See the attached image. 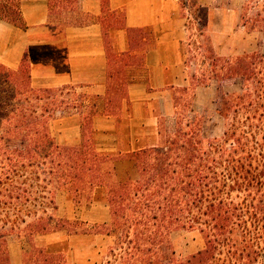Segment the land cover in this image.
<instances>
[{"label":"trees","instance_id":"1","mask_svg":"<svg viewBox=\"0 0 264 264\" xmlns=\"http://www.w3.org/2000/svg\"><path fill=\"white\" fill-rule=\"evenodd\" d=\"M20 1L0 0V20L22 25ZM51 2L55 11L71 0ZM241 26L264 34V0H246ZM214 61L212 79L241 83L219 97L222 135L207 137L202 118L187 115L192 104L181 111L176 105L171 131L160 122L157 144L126 154L137 170L125 181L102 166L110 155L83 142L73 150L57 143L50 127L61 107L52 92L64 90L34 89L27 68L16 73L0 65V264H9L10 236L31 242L67 231L53 195L64 188L80 196L88 187L105 190L113 227L135 233L137 246L120 264H264V53ZM201 79L191 76L194 87ZM81 224H71L72 234ZM176 230L198 232L204 247L178 257L170 242Z\"/></svg>","mask_w":264,"mask_h":264},{"label":"crops","instance_id":"2","mask_svg":"<svg viewBox=\"0 0 264 264\" xmlns=\"http://www.w3.org/2000/svg\"><path fill=\"white\" fill-rule=\"evenodd\" d=\"M181 1L71 0L52 11L51 0H21L22 25L0 20V65L27 68L34 89L74 95L61 122L77 116L79 143L92 125L94 137L113 139L107 154L130 161L128 152L158 143L162 115L169 105L175 114L176 92L189 87Z\"/></svg>","mask_w":264,"mask_h":264},{"label":"rangeland","instance_id":"3","mask_svg":"<svg viewBox=\"0 0 264 264\" xmlns=\"http://www.w3.org/2000/svg\"><path fill=\"white\" fill-rule=\"evenodd\" d=\"M245 2L246 0L181 1L182 12L188 20L190 37L189 44L184 49L187 56L182 72L187 79L191 76H195L196 79L202 78V83L194 87L190 80L185 94L181 90L176 92L175 105L181 111L184 108L183 105L192 104L191 109L194 112L187 115L196 114L201 117L205 135L210 138L220 137L224 130L223 120L217 113L220 95L237 91L241 87L239 81L219 84L217 80L211 78L215 63L214 57L228 59L246 52L264 53V34L259 32L248 34L246 29L240 25ZM203 3H207L213 9V15L208 17L206 9L201 8ZM52 96L58 108H61L53 114L56 120L52 123L50 131L61 147L73 150L80 144L78 142V117L75 116L65 123L61 122V119L65 116L70 117L72 111L69 110L75 105L74 95L70 93L66 95L64 91L52 92ZM171 108V105L167 108L171 115L165 114L162 117L160 115L161 122L165 123L169 131L173 129L176 119ZM87 128L88 133L85 132L86 137L82 139L83 143L92 145L95 151L102 156L110 155L105 165L102 166L112 169L114 165H118V168L112 172L113 179L125 181L129 178H136L137 169L133 159L124 155L126 157L124 159L130 161L118 163L123 156H118L116 153L107 154V151L112 149L113 139L102 135L94 137L92 125L87 124ZM150 139L147 142L156 141L154 137ZM90 164L88 163L89 166L92 165ZM50 188L52 191L53 186ZM58 190L53 195L58 207L55 217L58 220L67 221L68 230L38 236L31 242L27 236H10L9 264H26L28 260L29 263L34 264V259L37 257L40 259L38 261L40 264H120L126 252L130 253L133 247L137 246V238L133 231L128 230L129 232L126 233V231L113 227V212L108 201L104 199L105 190L98 188L96 192L88 187L82 193L83 196L70 195L64 188H58ZM78 200L82 203L78 204ZM48 213L50 215V212ZM77 220L82 224L74 227L78 233L72 234L73 229L70 226ZM170 242L176 255L182 258L197 254L205 245L202 235L189 230L174 231ZM142 243L146 246L144 242ZM58 250H64V252L56 254Z\"/></svg>","mask_w":264,"mask_h":264}]
</instances>
